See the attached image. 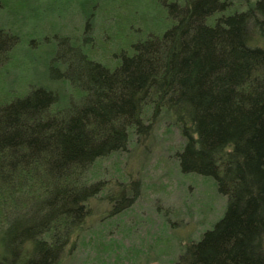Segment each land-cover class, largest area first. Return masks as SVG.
<instances>
[{
    "label": "trees",
    "instance_id": "16d2710c",
    "mask_svg": "<svg viewBox=\"0 0 264 264\" xmlns=\"http://www.w3.org/2000/svg\"><path fill=\"white\" fill-rule=\"evenodd\" d=\"M116 1L83 4L86 35L54 77L71 90L40 83L0 102V264H58L104 190L87 180L93 164L160 123L185 141L181 171L227 197L173 264H264V0H159L166 28L109 65L89 56L88 33ZM22 33L0 20V83Z\"/></svg>",
    "mask_w": 264,
    "mask_h": 264
},
{
    "label": "rangeland",
    "instance_id": "374dc122",
    "mask_svg": "<svg viewBox=\"0 0 264 264\" xmlns=\"http://www.w3.org/2000/svg\"><path fill=\"white\" fill-rule=\"evenodd\" d=\"M5 2L0 20L21 28L24 41L2 77L0 102L40 83L71 90L54 77L58 56L72 53L76 38L86 35L81 31L86 0ZM165 11L159 0H117L102 8L88 33L89 56L115 64L120 51L130 52V41L166 28ZM169 126L157 124L148 137L131 135L125 150L93 164L87 180L103 181L104 190L89 201L90 215L58 264H173L223 215L227 197L215 180L181 171L175 153L185 141ZM123 193L132 202L117 211L125 204Z\"/></svg>",
    "mask_w": 264,
    "mask_h": 264
}]
</instances>
